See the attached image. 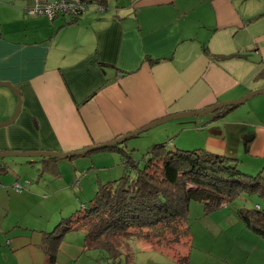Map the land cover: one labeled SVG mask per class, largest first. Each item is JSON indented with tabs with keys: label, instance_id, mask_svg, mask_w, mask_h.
<instances>
[{
	"label": "crops",
	"instance_id": "0c3cea01",
	"mask_svg": "<svg viewBox=\"0 0 264 264\" xmlns=\"http://www.w3.org/2000/svg\"><path fill=\"white\" fill-rule=\"evenodd\" d=\"M102 2L103 10L91 5L76 18L59 14L51 19L26 13L25 7L34 0H0V80L11 81L21 96L17 119L0 126V150L84 149L169 114L204 109L264 90V0ZM0 103V121H4L18 104V96L9 85L0 84ZM247 103L246 107H240ZM219 111L225 113L216 117ZM191 117L196 118L192 122L198 130L192 131L199 132V140L177 136L172 145L181 149L201 147L221 156L238 158L243 170L264 173V93H257L228 110L224 106ZM177 126L160 128L143 140L131 142L129 138L145 131L129 136L119 142V147L135 155V148L130 145L148 142L147 152L165 141L166 130ZM92 153L98 158L112 157L114 162L106 169L121 172L120 167H115L124 158L118 148ZM8 156H24L26 160L39 157ZM11 159L6 161L5 171L0 168L1 204L14 209L3 219L0 207V264H48L45 246L50 242L56 249L54 264H65L62 259L75 264H102L108 255H104L103 249H93L100 250L94 255L96 258L87 257L85 254L90 249L86 248L80 232L75 235L64 232L53 239L51 231L46 230L55 223L54 230L61 218L73 214L68 194L74 192L70 182L76 174L68 170L65 181L54 187L47 183L45 172L39 171L42 178H37L36 188L41 192L28 191L33 183L21 192L11 187L14 182L5 175L10 173ZM91 159L94 161V156ZM67 160V164L76 166L78 173L85 174L86 165L77 161L81 159ZM6 181L11 183L6 186ZM46 191L55 196L50 209L42 213L47 223L41 228L44 234L33 232L29 224L16 227L23 220H31V205L35 210L48 205L43 196ZM62 191L65 198L57 197ZM92 194H86V198L90 199ZM18 195H21V212L29 211L19 217ZM194 201L190 203V214L195 204H202ZM232 205L235 213L231 208L230 215L225 214L223 210L231 205H223L217 212L204 213L205 221H200L198 216L192 222L191 248L184 260L172 251L146 242V264H187L188 257L190 261L212 264H218L213 258L225 262L221 264L256 261L255 256L249 255L264 250L247 244L257 234L245 228L237 217L236 210L242 203ZM68 206L70 211L65 213ZM231 225L233 228L228 229ZM71 236L75 239H70ZM259 255L264 259V253ZM125 258L126 264H138L140 259L134 254L128 263L126 255ZM107 261L124 264L122 256Z\"/></svg>",
	"mask_w": 264,
	"mask_h": 264
},
{
	"label": "trees",
	"instance_id": "16d2710c",
	"mask_svg": "<svg viewBox=\"0 0 264 264\" xmlns=\"http://www.w3.org/2000/svg\"><path fill=\"white\" fill-rule=\"evenodd\" d=\"M89 1L105 4L103 0ZM62 14L71 18L82 15L74 17L68 13ZM230 108L231 106H226V110ZM224 113L219 111L216 117ZM112 148H118L124 155L121 163L126 171L118 178L99 181L90 204L83 202L79 207L83 214L74 217L73 213L61 218L51 231L53 239H58L74 221L78 225L72 227L87 230L86 248L106 249L113 258L125 254L130 263L134 255L130 244L132 237L144 238L148 244L158 247L178 243L184 237L189 239L190 203L193 200L204 202L206 214L222 206L223 202L236 203L244 194H256L264 203V174L260 171L249 173L243 170L238 158L221 156L201 147L170 149L167 143H160L143 154L146 164L141 167L133 151L120 148L119 143L103 150ZM41 161L42 167L50 165L47 158ZM6 166L7 162L0 157L1 170L5 171ZM133 169L136 170L134 173ZM16 183L21 187L17 188ZM31 183L32 180L27 179L25 182L16 181L13 186L22 192ZM263 203L242 205L236 210L237 217L245 228L262 237ZM52 246H45L48 264L57 261L56 249L52 250Z\"/></svg>",
	"mask_w": 264,
	"mask_h": 264
},
{
	"label": "rangeland",
	"instance_id": "374dc122",
	"mask_svg": "<svg viewBox=\"0 0 264 264\" xmlns=\"http://www.w3.org/2000/svg\"><path fill=\"white\" fill-rule=\"evenodd\" d=\"M250 103V102H249ZM247 104L241 105L240 107H246ZM17 107V106H16ZM16 109V108H15ZM2 110V106L0 103V111ZM15 112V110H14ZM13 112V113H14ZM13 115V114H12ZM11 115V116H12ZM196 116V115H195ZM194 119L196 118H192L191 116H187V117H181V118H175L169 121H166L164 123H161L157 126H154L153 128H150L149 130L141 133L138 136L129 138L131 140V142L136 141L137 139L139 140H143L147 137V135H151V133H153L154 131H157L160 128L163 127H167L169 125H178L177 128L175 129H168L166 131L168 132H164L163 135H165L166 139L163 143H167V146L171 149H175L177 148V145H172L171 142L172 140H174L177 136H180L181 139H192L194 141H198L199 140V136L197 133H194L192 130H198L195 126H193L192 121H195ZM3 121V120H2ZM0 121V122H2ZM6 121V120H4ZM175 121H179V122H175ZM175 131H178L176 133H174ZM200 131V130H199ZM146 143H141V142H137V144H131V147H134V152H135V156L136 158L139 160L140 162V166L144 167L146 164V159L142 158L143 154L146 153ZM152 146V145H151ZM94 156V161L91 159V157ZM4 158L5 161H8L9 158H12L10 161L12 163L11 168H10V173H7L5 175H9L11 177V182H25L27 179H31L32 180V186L30 187V192H41V190H39V188L37 189V178L41 179L42 177H39V171L45 172V176L47 178V183L49 184V186H54V187H59L66 179V172L68 170L71 171V173H75L76 176L71 180L70 182V188L74 191L72 194H68V198H69V202H71L70 205V209L71 211L74 213V217L78 216V214H83L82 210H80V206L81 203L84 202L86 204H90V201L95 197V193H96V189L98 188L97 184L98 182L102 179V178H111V179H115L118 178L119 176H121L125 171H126V167L124 166V164L119 163L117 164L115 167H120L121 172L120 173H116L115 170H112L111 172L106 169V167H109V163L114 162L112 157H104V158H98L95 154L88 153V154H83L77 157H73V159L79 158L81 160H77L80 162H84V164L86 165V169L84 171L85 174H83V172L78 173V169H75L76 166L72 167L71 165L67 164L68 161L67 158H48L47 156H39V157H30L28 160H26V157L24 156H11V157H2ZM47 158L49 160V166L47 167L48 169H46L45 167H42V161L40 162V160H43ZM31 160V161H29ZM34 161V162H32ZM103 164V165H102ZM101 166H105V167H101ZM37 167V168H36ZM117 168V170H118ZM129 170V168L127 169V171ZM136 170L133 169L132 173H134ZM64 172V173H63ZM118 172V171H117ZM255 173H258L259 170L253 171ZM32 173H36L35 176L32 175ZM264 174V173H263ZM11 182H4V184L6 186H8ZM1 183V182H0ZM31 185V184H30ZM29 185V186H30ZM11 187L13 189H15V187L13 186V184H11ZM85 187L87 189V192H85ZM8 188V187H7ZM43 188H45L43 186ZM9 190H11V188H8ZM28 189V187L26 188ZM24 189V190H26ZM22 190V191H24ZM90 199L86 198V194L89 195L91 194ZM79 194H82L84 196H82L80 198ZM25 195V194H23ZM20 196L18 195L16 196V204H17V212H19L18 217L20 215H24L26 213H28L29 211H22L21 212V201H20ZM43 196L46 198L45 203H47L48 205H46L44 208H40L38 210H35L33 205H31L30 211L33 213L31 220L30 221H26L23 220L20 225L19 223L16 224L18 228H20L22 225L25 226L26 224L30 225V230H32L33 232H39L41 234H44V232H42L41 228H44V225L46 226L47 223H44L46 218L45 216H42V213H45L47 210L50 209V205L52 204V198L55 196V193H51L49 191H46ZM65 192L62 191V193H58L57 197H62L65 198ZM32 197V196H31ZM194 201V200H193ZM196 201V200H195ZM195 201L193 203H195ZM1 200H0V207L3 211V215L2 218H6L8 216H10V214H12L14 212V209L10 206L7 205L5 203L1 204ZM238 203H242V205H246V206H254V204L256 205L257 202H262V199L257 196L256 194H244L242 195L238 200ZM33 203L36 205L38 204V201L35 202V200L33 199ZM198 203H202V204H195L197 206H194L193 209L191 210V214H189V223L191 226H194V224H192V222H195L197 220V217L200 216V221H205L206 220V215L204 214L205 212V204L204 202H198ZM264 204V203H263ZM223 205H231L230 208L223 210V212H225V214L230 215L229 210H231V208H233V212L235 213V209L232 205V203H227V202H223ZM36 207H39V205H37ZM221 208V206L219 207ZM219 208L213 210L212 212L208 213L211 214L213 212H217L218 210H220ZM47 209V210H46ZM65 209H67V211L65 213H68L70 211L69 206L66 207ZM78 209V210H77ZM10 210V211H9ZM54 211H50V213H52ZM59 216V215H58ZM73 225H78L77 223L75 224L74 221L72 222ZM73 225H68L64 231L65 233L67 232H71L72 235H75V233L80 232L82 234V238L83 240L86 239V229L83 228H79V227H72ZM55 226V223L52 225V227H50L49 229H46L47 232L52 231L53 227ZM12 227V225H11ZM36 228L40 229V230H35ZM233 225L230 226V228L228 229H232ZM227 229V230H228ZM255 240H247V244L252 248V247H257L260 246V248L262 250H264V236H258L255 235L254 236ZM70 239H75L73 236L70 237ZM261 239V240H258ZM132 245V249L134 251L135 255H139L140 259L138 261V264H146V250L144 249L146 247V240L144 238H137L135 239V237H132V243H130ZM148 244V243H147ZM189 239L188 237H184L180 240V242L178 243H171L168 244L166 246H161L164 249H167L169 251H172L173 253L176 254V256H178L179 259L184 260V257L186 255L189 254L190 252V248L191 246L189 245ZM49 245H53L51 243H49ZM149 245V244H148ZM140 248V249H139ZM90 250H87L86 252V256L87 257H92L93 259H95L96 257L94 256L95 254H98L100 250H93V248H87ZM52 250L55 251V246H52ZM102 250V249H101ZM104 252V255H108L107 259L105 261H102V264H112L110 262H108L107 260L110 259L111 257L109 256V253L106 249L102 250ZM259 253H264L262 251L258 252L257 250L254 251L252 254L249 255V257H256V261L253 260H248L245 262V264H264V259L259 255ZM84 255V258L86 257ZM120 256H122L123 258V262L124 264H126V258H125V254H121ZM100 258V257H99ZM98 258V261H99ZM215 262H218V264L221 263H225L223 260H218V258H213ZM64 260L65 264H75V262H72L67 260V259H62ZM88 262V260H87ZM79 263H81L79 261ZM96 264H99V262H97ZM187 264H212L211 262H206V263H202V262H197L195 260L190 261V258L188 257V263Z\"/></svg>",
	"mask_w": 264,
	"mask_h": 264
},
{
	"label": "water",
	"instance_id": "95a60500",
	"mask_svg": "<svg viewBox=\"0 0 264 264\" xmlns=\"http://www.w3.org/2000/svg\"><path fill=\"white\" fill-rule=\"evenodd\" d=\"M0 84H6L9 85L10 87L13 88L14 92L17 94L18 96V104L16 107L15 112L13 113V115L7 119L6 121H2L0 122V126H4L10 123H13L19 113H20V109H21V96L18 92V88L11 82V81H6V80H0ZM257 93H264V90L258 89L252 92H249L247 95H245L242 98L239 99H232V100H225V101H220L214 105H211L207 108L204 109H200V110H194V111H183V112H179V113H174V114H169L166 115L164 117H160L148 124H146L145 126L136 129L130 133L121 135L115 139H112L110 141L104 142V143H99V144H95V145H91L89 147H86L84 149H79V150H74V151H52V150H31V151H22V150H0V157H5L8 155H28V156H56V157H74L77 155H81V154H85L94 150H99V149H104L106 147H108L109 145L112 144H118L119 142H122L123 140H125L126 138H128L129 136L132 135H136V134H140L143 131H146L154 126H157L161 123H164L166 121L175 119V118H181V117H187V116H191L192 114H201V113H208V112H212L215 111L219 108H222L224 106L230 105V106H238L241 103H243L244 101H246L248 98H251L252 96H254Z\"/></svg>",
	"mask_w": 264,
	"mask_h": 264
},
{
	"label": "built area",
	"instance_id": "2783aa9c",
	"mask_svg": "<svg viewBox=\"0 0 264 264\" xmlns=\"http://www.w3.org/2000/svg\"><path fill=\"white\" fill-rule=\"evenodd\" d=\"M91 4L97 5L99 10L105 8L102 3L89 0H34L31 6L25 7V11L30 15H46L49 18H55L62 13L76 17L85 12ZM15 186L21 187L19 183Z\"/></svg>",
	"mask_w": 264,
	"mask_h": 264
}]
</instances>
